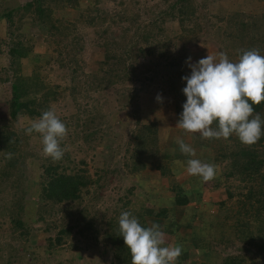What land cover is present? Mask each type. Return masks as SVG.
Returning a JSON list of instances; mask_svg holds the SVG:
<instances>
[{"label": "trees", "instance_id": "16d2710c", "mask_svg": "<svg viewBox=\"0 0 264 264\" xmlns=\"http://www.w3.org/2000/svg\"><path fill=\"white\" fill-rule=\"evenodd\" d=\"M99 1L27 0L0 13V27L2 22L6 23L5 35L8 37V40H4L5 35L4 38L0 37V55L6 58V63L0 71L7 77L9 86V99L6 102L9 122L5 119L0 120V184L12 190L13 198L8 208L14 213L8 220L16 228L14 231L19 230V236L28 235L23 230L24 222L21 218L26 193L23 189L19 190V181L23 176L19 171L23 163L19 155L21 139L11 128L18 116L39 117L43 111L48 110V104L57 99V87L50 86L46 81L44 68L50 61L46 50L52 47L51 52L60 57L63 52L70 49L71 54L66 55L68 60L66 63L58 61V68L66 65L70 67L69 64L76 65V54L81 47L75 35L74 21H67L63 13L67 9L75 11L77 21L91 26L97 22L100 24L97 35L101 43L95 44L94 49L97 50L92 55L95 67L93 66L91 74L85 76L82 85L87 84L93 90L117 83L121 79V71H124L125 76L129 75V72L138 73L136 65L138 57L142 58L155 52L162 57L166 45L169 44L167 36H164L165 24L175 23L181 33L190 36L200 30L195 23L197 7L193 0H160L165 6L157 15L152 16L150 22H140L137 14L128 16L124 11L105 18L107 15L98 7ZM250 2L258 5L248 8L243 3L244 10L234 7L224 19L217 12L211 14L216 22H225L223 28H215L214 36L218 39L223 37L227 42L224 50L227 56L236 58L233 62H238L243 50L258 49L260 54L264 55V0H250ZM28 27L32 28V32H29ZM116 27L117 31H115ZM37 37L41 38L44 48L42 54L34 52ZM138 41L148 47L134 50ZM130 56L134 59V63L127 66L126 59L131 58ZM72 71L71 80L78 84L74 75L76 71ZM190 75L191 73L180 68L171 70L169 74L170 90L173 88L178 96V98L173 97V110L178 116L182 113V105L186 102V96L182 91L186 87V82L182 77ZM136 100L133 94L130 98L131 105L130 102L128 104L134 106ZM253 107L254 114H259L264 119V101ZM91 121L92 118L89 117L82 123L84 136H89L84 132L88 129L86 123ZM156 122L149 120L137 124L131 149L127 152L124 162V170L129 176L137 179L141 188L146 190L145 193L149 191L150 187L147 186L151 181L144 173L157 171L158 181L161 180L162 197L158 199L157 208L146 204L138 208L125 206L116 212L113 218L108 219L104 234L112 246L113 261L110 264H131L130 252L118 232V217L125 210L137 217L142 227H149L146 218L160 219L161 229L166 233L167 244L175 245L176 240L179 241L180 246L182 241L190 243L194 249L202 251L205 258L202 264H257L244 256L221 255L214 251L213 243L228 244L232 240H237L253 250L258 260L264 264V171L262 170L264 153L259 150L263 147L264 136L251 146L241 144L234 135L227 140H202L199 134H188L187 140L182 138L195 149L196 155H200L198 152L202 149L209 148L210 142L219 144L212 150L214 154L212 161H204L201 158L203 162L217 165L218 175L212 182L210 181V184L213 187L212 192L222 191L224 197L216 203L217 210L222 211L223 215L221 218L217 216L215 218L203 203L195 212L185 213L184 209L190 205L191 199L194 197L199 199V193L201 194L202 191L193 193L191 197L184 192L180 182L171 172L170 163L182 157L186 159L191 157L181 154L177 144L174 147H161L158 144ZM215 126L214 123L213 127ZM91 134L93 133L90 132ZM99 150L102 159L105 158L106 153ZM9 153L12 154L11 159L8 158ZM62 159L71 162L65 155ZM223 162L225 163L222 164ZM79 163L84 165L83 161ZM191 177L190 182L194 183L196 177ZM199 179L197 178L196 181ZM35 183L38 188L35 196L38 203L53 207L79 202L89 194L90 188L96 184V181L87 175L85 168L66 166L46 159L41 165L40 174L35 177ZM133 189L134 186L130 187L128 192L131 193ZM126 205H130V202L126 201ZM84 227L88 226L85 224ZM182 228L187 230L188 234L181 239L178 232ZM72 229L73 227L68 224L62 226L51 241L56 245L61 244L62 238L68 236ZM188 254V250L182 247V255L178 258L177 264H188L186 261Z\"/></svg>", "mask_w": 264, "mask_h": 264}, {"label": "rangeland", "instance_id": "374dc122", "mask_svg": "<svg viewBox=\"0 0 264 264\" xmlns=\"http://www.w3.org/2000/svg\"><path fill=\"white\" fill-rule=\"evenodd\" d=\"M26 1L0 0V13L4 9ZM193 2L197 7L195 23L199 26V31L190 36L181 33L175 23L165 24L164 36H167L169 44L166 45L167 48L162 57L157 52L142 58L138 57L136 58L138 73L129 72V75L125 76L124 71H121V79L117 83L104 88H94V90L87 84L82 85L85 76L91 74V70L95 67L92 55L97 50L94 49L95 44L101 43L97 35L100 24L97 22L91 26L77 21L75 11L67 9L63 13L67 21H74L75 35L78 37L81 48L76 54V65L69 64L70 67L66 65L62 68H58L59 62L66 63L68 60L66 55L71 54L70 49L63 52L60 57L51 52L52 47L45 51L50 57L49 65L44 68L46 81L50 86L57 87L58 93L57 99L50 102L47 109H53L68 128V135L61 142V147L64 149V155L71 162L61 159L56 163L85 168L87 175L96 181V184L90 188L88 195L75 204L51 207L38 203L35 198L38 192L35 177L40 174L43 162L50 158L42 153L39 134H26L31 121L38 117L18 116L12 123L11 129L16 131L21 139L19 155L23 163L19 171L23 176L19 181V190L23 189L26 193L21 218L24 222L23 230L28 235L19 236V230L14 231L16 228L8 220L14 213L8 208L13 198L12 190L0 184V264H110L113 261V251L104 234L108 219L113 218L115 213L125 206L138 208L146 204L157 208L158 199L162 197L158 172L144 173L150 177L151 181L147 186L150 189L145 193L146 190L141 188L137 179L129 176L124 170V162L127 152L131 149L137 124L140 125L149 120L157 121L158 144L161 147H174L177 137L187 140L188 134L175 128L179 116L173 110V97L178 98V96L173 88L170 90V71L180 68L191 73L186 63L189 57H191V63L195 64L206 57L208 52L227 53L224 50V45H227L224 38L218 39L214 36L215 28H223L225 22H216L212 18V13L217 12L224 19L234 7L244 10V4L248 8L258 5L250 0L244 2L242 0H193ZM164 6L160 0H100L98 3L100 11L107 15L105 18L124 11L128 16L137 14L140 22H150L152 16L157 15ZM5 27L6 23L2 22L0 37L4 38ZM28 30L32 32V28L28 27ZM38 31L43 34L40 30ZM4 40H8L6 35ZM145 47L148 46L138 41L133 49ZM34 48H36L35 53L42 54L44 48L41 38H36ZM228 58L232 62L236 61V58L232 59L229 56ZM5 63L6 58L0 55V69ZM133 63L132 57L126 59L127 66ZM171 63L175 64L176 68L170 65ZM72 70L76 71L74 75L78 84L71 80ZM7 82V77L0 71V120L5 119L9 122L6 111V102L9 99ZM63 88L67 89L62 90ZM133 94L137 100L134 106H130V98ZM158 94L162 96V102H157ZM89 117L92 121L86 123L88 129L84 132L89 136H84L82 123ZM90 132L93 134L90 135ZM208 145L209 148L198 152L200 155L191 158L212 161L214 156L212 150L219 144L210 142ZM99 149L106 153L105 158L102 159ZM259 150L264 153V141L263 147ZM187 160L182 157L171 162V172L190 197L198 191L203 193H199V199L192 197L190 205L184 209L185 213L195 212L203 203L207 206L209 213L215 218L216 216L221 218L223 212L217 210L216 203L224 197L223 192H212L213 187L210 181L207 183L201 179L196 181L198 177L194 179V183H191L192 177L186 172ZM80 161H83L84 165L80 164ZM262 170L264 171V166ZM229 182L232 183V181ZM132 186L134 189L129 193L128 189ZM196 187L198 189H195ZM126 201H129L130 205H126ZM146 222L149 226L158 223L162 228L160 219L146 218ZM67 224L73 229L68 236L62 238L61 244L56 245L51 239L56 236L58 229ZM85 224L88 227L85 228ZM187 234V230L183 228L178 232L181 239ZM175 242V245L180 244L177 240ZM181 244L183 249L188 250L189 254L186 257L188 264H202L205 261L202 251L194 249L190 243L182 241ZM213 249L217 254L244 256L257 264H262L253 250L237 240H232L228 244L213 243Z\"/></svg>", "mask_w": 264, "mask_h": 264}, {"label": "clouds", "instance_id": "9594fccd", "mask_svg": "<svg viewBox=\"0 0 264 264\" xmlns=\"http://www.w3.org/2000/svg\"><path fill=\"white\" fill-rule=\"evenodd\" d=\"M186 63L191 75L182 77L186 102L175 128L185 134H199L202 140H227L234 135L245 146L257 143L264 136V119L254 114L253 106L264 101V55L258 49L243 50L238 62H232L224 52H208L195 64L191 57ZM156 100L162 102V96L158 94ZM32 133L41 137L45 157L53 162L63 158L61 142L68 128L53 109L31 121L26 134ZM175 142L181 154L196 156L195 149L182 138ZM8 158H12L11 153ZM186 172L207 183L216 178L217 165L190 158ZM118 232L130 252L131 264H177L182 255V246L167 244L166 233L158 223L142 227L130 211L119 215Z\"/></svg>", "mask_w": 264, "mask_h": 264}]
</instances>
